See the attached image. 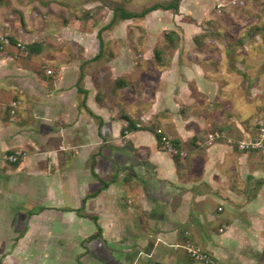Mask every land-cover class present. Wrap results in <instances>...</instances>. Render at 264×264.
Here are the masks:
<instances>
[{"label": "crops", "instance_id": "crops-1", "mask_svg": "<svg viewBox=\"0 0 264 264\" xmlns=\"http://www.w3.org/2000/svg\"><path fill=\"white\" fill-rule=\"evenodd\" d=\"M242 1L224 33L205 13L223 0H182L170 28L147 23L156 10L127 20L134 35L70 30L63 45L47 34L23 42L43 45L30 56L0 44V154H27L0 167V264L28 263L16 247L67 239L56 232L74 225L92 264H202L186 246L264 264V146L236 149L264 110V0ZM238 96L255 103L249 125L230 105ZM159 128L185 158L162 149ZM212 132L223 136L208 146ZM19 185L40 207H8Z\"/></svg>", "mask_w": 264, "mask_h": 264}, {"label": "rangeland", "instance_id": "rangeland-1", "mask_svg": "<svg viewBox=\"0 0 264 264\" xmlns=\"http://www.w3.org/2000/svg\"><path fill=\"white\" fill-rule=\"evenodd\" d=\"M164 1L170 2L171 0H0V41L2 39L8 40L10 38L16 41V38H18L22 45L24 44L25 46V43L23 42L26 39L39 41L42 37L45 38L47 34H50L57 36L61 43L65 45L68 41L66 32H70V30L79 32L103 30V32L113 33L119 31L124 32L126 29V31L129 30V32L134 35L137 34L138 29L133 27L131 22L121 20L118 14H116L117 16L113 24L108 26L113 18L114 8L120 7V9L131 13H140L151 6ZM207 1L209 2V0ZM234 1L236 2L235 5L232 4ZM221 3L224 6V9H222L221 12L218 11L217 7L219 2H215L207 8L210 13L207 10L205 13L207 12L206 14H209L211 18L216 17L218 19V31L224 33L232 29L231 22L232 20H235L233 14L238 15L236 8L244 7V3L242 0H223ZM189 5L192 4L190 3ZM185 14H187L185 10L180 13V15ZM192 14H200V11L195 12L194 8ZM150 16H152V19H149V17L147 23L151 25L153 22H158L162 29L173 27L172 17H174L176 21L179 20L175 17L176 14L171 11H156ZM180 20L184 21L183 19ZM246 22L244 21V25L241 26L242 28L246 26L251 27L250 29L252 30L261 29L260 23L252 24ZM124 24L126 26H124ZM179 24L183 25L180 21ZM120 25L122 27H120ZM201 26L203 30H210L205 24H202ZM157 40L161 45L167 43V40L164 37H159ZM8 43H10L9 40ZM121 46L123 45H120V42L112 45L113 49ZM107 47L111 50L109 45ZM258 53L261 54V51L256 50L255 55ZM144 55L145 58L150 59L151 52L146 51L144 52ZM167 56L168 54L166 53V59H168ZM242 56L245 57V60L250 61V54H243ZM152 59V63H156V58H154V56H152ZM206 60H209V58ZM230 105H232V108H235L236 111L241 113L246 124L249 125L251 123L250 115L255 107V103L248 104L243 102L238 96L236 100H232ZM247 120H249V123L246 122ZM20 187H22V185L18 186L19 190L17 189L14 194H10V197L8 198L10 204H8V207L13 209L14 213H17L21 209L19 206L22 205L23 207V204H26L25 207L28 210H36L37 205L40 207L41 202L44 200L38 201L31 198H22L23 191H21L22 188ZM45 203H47V201H45L43 205H46ZM62 203L65 205L68 204V201L67 203ZM19 229L20 228H15V231L13 232L15 236L14 238H17V234L21 232ZM79 229V227L74 225L73 228H67L62 232H59L58 230L57 232L54 231V233L56 232L58 235H61L62 233V235L64 234L68 238L62 240L60 237H58V239L52 238L44 246L26 245L24 247H16L17 253L27 257L25 260L28 262H18L16 264H92L93 259H90V257L88 258L86 254L82 253L83 251H87V248H82V245H85L88 240H81L82 230ZM83 233L91 234L92 232L91 230H88ZM76 243H78V245H76ZM83 258L86 260L84 261ZM94 258L98 260V257Z\"/></svg>", "mask_w": 264, "mask_h": 264}, {"label": "built area", "instance_id": "built-area-1", "mask_svg": "<svg viewBox=\"0 0 264 264\" xmlns=\"http://www.w3.org/2000/svg\"><path fill=\"white\" fill-rule=\"evenodd\" d=\"M233 5L236 4L234 1ZM218 11L221 12V9L224 7L223 4H218ZM4 43H8L7 40L2 39ZM20 51L23 55H27V51L23 45L19 47ZM139 127V125H137ZM256 136L254 139L241 140L236 143V149L240 152H252L261 150L264 146V110L262 114L258 117L256 121ZM157 135L160 138V143L162 145V149L172 157L185 158L187 154L181 150H179L173 142L168 138L162 129H157ZM223 134L220 132H212L206 136V144L211 146L214 141L222 138ZM27 154L24 151H14L9 154H0V167L4 165L16 164L19 161L26 159ZM223 230H220L222 232ZM187 254L196 262H200L202 264H220L206 254L201 252L200 249L195 248L193 246H186Z\"/></svg>", "mask_w": 264, "mask_h": 264}, {"label": "trees", "instance_id": "trees-1", "mask_svg": "<svg viewBox=\"0 0 264 264\" xmlns=\"http://www.w3.org/2000/svg\"><path fill=\"white\" fill-rule=\"evenodd\" d=\"M181 1L182 0H171L170 2L164 1V2H161V3H158L156 5L151 6L150 8H147V9L143 10L140 13H131V12H127V11H125L123 9H120V7H117V8L115 7L114 10H113V18H112V20H111V22H110V24L108 26L113 24V22L115 21V18L117 16L116 14H118L120 19L124 21V20L143 19L147 14L151 13L152 11H156V10L175 11V12H177L178 8H179V4H180ZM100 34H101V30L98 33V37H100ZM8 40H9V42L11 44L17 45V47H20L22 45V44H18L12 38H10ZM1 43H4L3 40L0 41V44ZM24 47H25V49L27 51V55L28 56H30L32 54H38L43 49V45L41 43H37V42L32 43L30 45H25ZM19 162H17L14 165L19 164Z\"/></svg>", "mask_w": 264, "mask_h": 264}]
</instances>
